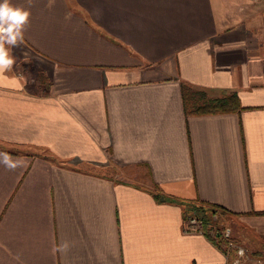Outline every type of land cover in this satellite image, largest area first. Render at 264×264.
<instances>
[{"label": "crops", "instance_id": "0c3cea01", "mask_svg": "<svg viewBox=\"0 0 264 264\" xmlns=\"http://www.w3.org/2000/svg\"><path fill=\"white\" fill-rule=\"evenodd\" d=\"M10 3L30 18L0 78V264H233L174 199L262 250L264 0ZM182 80L243 108L188 115Z\"/></svg>", "mask_w": 264, "mask_h": 264}, {"label": "trees", "instance_id": "16d2710c", "mask_svg": "<svg viewBox=\"0 0 264 264\" xmlns=\"http://www.w3.org/2000/svg\"><path fill=\"white\" fill-rule=\"evenodd\" d=\"M181 90L184 108L188 115L239 111L243 108L236 92H225L221 96L214 97L184 80L181 81ZM153 193L158 200H161L163 194L160 191L155 190ZM174 201L182 206L185 221L188 216L195 214L202 223L204 234L222 250L227 249L226 240L222 234V229L225 226L223 228L217 226V223L220 222L219 218L227 213L223 206L200 200L174 199ZM215 214L218 215V218H214Z\"/></svg>", "mask_w": 264, "mask_h": 264}, {"label": "clouds", "instance_id": "9594fccd", "mask_svg": "<svg viewBox=\"0 0 264 264\" xmlns=\"http://www.w3.org/2000/svg\"><path fill=\"white\" fill-rule=\"evenodd\" d=\"M29 18V10L13 5L10 0L0 2V78L13 70L16 61L10 49L23 41ZM0 163L9 169L17 166L7 153H0Z\"/></svg>", "mask_w": 264, "mask_h": 264}, {"label": "built area", "instance_id": "2783aa9c", "mask_svg": "<svg viewBox=\"0 0 264 264\" xmlns=\"http://www.w3.org/2000/svg\"><path fill=\"white\" fill-rule=\"evenodd\" d=\"M214 218H218V215H214ZM185 230L186 231H202V223L200 219L195 214H191L188 216L187 220L185 221ZM223 237L226 240V248L229 252L234 249L235 250V257L233 259V264H240L242 257L245 255L246 249L242 245H237L231 239V229L228 226H225L222 229Z\"/></svg>", "mask_w": 264, "mask_h": 264}, {"label": "rangeland", "instance_id": "374dc122", "mask_svg": "<svg viewBox=\"0 0 264 264\" xmlns=\"http://www.w3.org/2000/svg\"><path fill=\"white\" fill-rule=\"evenodd\" d=\"M217 226L220 228L224 227V223L222 221L217 223ZM231 239H232V233H231ZM233 240V239H232ZM234 243L236 241L234 240ZM245 247L246 252L245 255L242 257L240 264H264V240H262V250L260 252L251 251L247 246L242 245Z\"/></svg>", "mask_w": 264, "mask_h": 264}, {"label": "water", "instance_id": "95a60500", "mask_svg": "<svg viewBox=\"0 0 264 264\" xmlns=\"http://www.w3.org/2000/svg\"><path fill=\"white\" fill-rule=\"evenodd\" d=\"M162 199H163V200H165V199H166V197H165V196H162Z\"/></svg>", "mask_w": 264, "mask_h": 264}]
</instances>
